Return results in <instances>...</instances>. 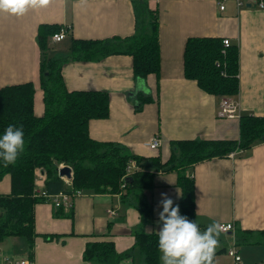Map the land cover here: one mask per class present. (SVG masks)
Masks as SVG:
<instances>
[{
    "label": "crops",
    "instance_id": "crops-1",
    "mask_svg": "<svg viewBox=\"0 0 264 264\" xmlns=\"http://www.w3.org/2000/svg\"><path fill=\"white\" fill-rule=\"evenodd\" d=\"M147 1L158 14V74L135 77L130 54H111L99 60L71 59L62 67L68 89L102 90L110 95L109 115L89 121L90 135L119 142L133 154L159 155L163 161L171 154L173 140L237 138L239 117H219L221 97L186 77L185 44L191 36H220L236 43L240 88L232 97L239 103L241 114H263L264 7L250 0L243 4L237 0ZM42 23L67 28L62 40L51 37L49 55L53 56L69 54L74 37L131 36L138 20L134 0H50L46 6L29 9L22 16L0 14V88L32 81L37 115H42L45 108L37 40ZM144 96L150 99L143 101ZM155 136L160 145L152 149L148 143ZM188 173L195 178L196 220L201 231L213 222L235 226L221 232L214 264H235L228 252L232 247L241 256L240 264H264V240L258 241L262 239L259 232L264 230V140L233 155L199 161ZM45 177L37 169L36 188H44ZM153 183L152 189L145 192L152 207V216L147 220L119 193L83 190L73 197L71 207L37 202L33 264H102L83 258L87 243L97 240L113 241L118 251L132 249V256L120 264H144V256L135 245V233L159 231L161 193L180 209L177 170L157 171ZM10 190L11 176L7 173L0 180V193ZM239 233L244 240H240ZM23 259H30L24 237L9 236L0 241V264Z\"/></svg>",
    "mask_w": 264,
    "mask_h": 264
},
{
    "label": "trees",
    "instance_id": "trees-1",
    "mask_svg": "<svg viewBox=\"0 0 264 264\" xmlns=\"http://www.w3.org/2000/svg\"><path fill=\"white\" fill-rule=\"evenodd\" d=\"M134 5L138 20L134 34L124 38L74 37L67 55H49L51 37L61 26L40 24L37 40L45 104L42 115L35 113L32 81L0 88V135L9 125L22 126L25 139V149L14 164L5 166L0 160V180L7 173L11 176L10 192L0 193V241L9 236L24 237L31 260L38 235L35 204L43 200L35 194L37 169L44 172V189L49 193L61 190L70 194L76 190L119 193L146 220L152 216V207L145 192L152 189L154 174L175 169L181 188L180 214L197 222L195 178L188 173L192 167L199 161L225 157L264 140V112L241 114L239 136L234 139L173 140L171 154L165 161L159 155L133 154L119 142L90 135L89 121L109 115L110 95L102 90L68 89L62 67L71 59L99 60L111 54H130L135 77L144 79L151 73L158 74L161 68L158 14L147 0H134ZM184 70L186 77L196 80L205 91L220 97L235 96L240 88L239 47L220 36H191L185 44ZM131 160L136 161V166L128 172ZM61 164L72 168V178L68 181L59 174ZM259 234L262 239L258 241L264 240V230ZM240 235V240H244ZM135 238L144 264H161L158 232L137 231ZM130 256L132 249L118 251L111 240L88 242L83 252L85 260L102 264H120Z\"/></svg>",
    "mask_w": 264,
    "mask_h": 264
},
{
    "label": "clouds",
    "instance_id": "clouds-1",
    "mask_svg": "<svg viewBox=\"0 0 264 264\" xmlns=\"http://www.w3.org/2000/svg\"><path fill=\"white\" fill-rule=\"evenodd\" d=\"M50 0H0V14L22 16L29 9L46 6ZM25 149L22 126L9 125L0 135V160L5 166L14 164ZM158 207V250L162 264H214V257L219 247V236L224 226L219 222L208 225L201 231L196 221L180 214L179 205L175 204L166 193H161Z\"/></svg>",
    "mask_w": 264,
    "mask_h": 264
},
{
    "label": "built area",
    "instance_id": "built-area-1",
    "mask_svg": "<svg viewBox=\"0 0 264 264\" xmlns=\"http://www.w3.org/2000/svg\"><path fill=\"white\" fill-rule=\"evenodd\" d=\"M239 4H243L244 0H237ZM256 2L260 7H264V0H250ZM221 8H224V5H221ZM67 34V28L66 27H61L59 31L55 32L52 35V39L54 41H60L63 38H65ZM217 115L221 118H235L239 117L241 115L240 112V107L239 103L232 97V96H222L219 102V107L217 111ZM149 147L152 149L158 148L160 145V139L158 136H155L152 138V140L148 143ZM235 152H231L230 155H233ZM64 164H61L62 166ZM136 166V161L131 160L129 164L127 165V171H131L132 168ZM66 178V177H63ZM67 179V178H66ZM70 180V179H67ZM82 191L81 190H76L73 194H70L66 191H59L57 193H49L47 190L44 188H36L35 189V194L37 196L42 197L43 200L45 201H50L52 202L55 206L61 207V206H72L73 205V197L76 194H80ZM221 225L224 226L223 232H228L230 230H233L235 228L234 224L231 222H222L220 223ZM229 254L233 256L235 260V264H240L241 262V256L236 250L235 247H232L229 249ZM11 264H33V260L31 259H23L20 261H11L8 260Z\"/></svg>",
    "mask_w": 264,
    "mask_h": 264
},
{
    "label": "water",
    "instance_id": "water-1",
    "mask_svg": "<svg viewBox=\"0 0 264 264\" xmlns=\"http://www.w3.org/2000/svg\"><path fill=\"white\" fill-rule=\"evenodd\" d=\"M59 174L67 179L72 178V168L69 165H62L59 168Z\"/></svg>",
    "mask_w": 264,
    "mask_h": 264
},
{
    "label": "bare ground",
    "instance_id": "bare-ground-1",
    "mask_svg": "<svg viewBox=\"0 0 264 264\" xmlns=\"http://www.w3.org/2000/svg\"><path fill=\"white\" fill-rule=\"evenodd\" d=\"M64 190V189H63Z\"/></svg>",
    "mask_w": 264,
    "mask_h": 264
}]
</instances>
